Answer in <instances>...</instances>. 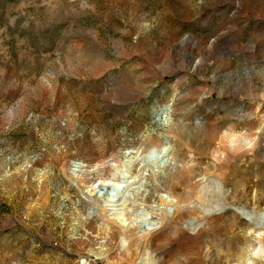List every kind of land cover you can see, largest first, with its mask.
<instances>
[{"label":"rangeland","instance_id":"374dc122","mask_svg":"<svg viewBox=\"0 0 264 264\" xmlns=\"http://www.w3.org/2000/svg\"><path fill=\"white\" fill-rule=\"evenodd\" d=\"M82 261L264 264V0H0V264Z\"/></svg>","mask_w":264,"mask_h":264},{"label":"bare ground","instance_id":"6f19581e","mask_svg":"<svg viewBox=\"0 0 264 264\" xmlns=\"http://www.w3.org/2000/svg\"><path fill=\"white\" fill-rule=\"evenodd\" d=\"M166 152H167V149H164L160 153V155L156 156V158L161 157V155L163 156L164 154H166ZM164 156H166V155H164ZM130 184L131 183H129V182L127 184H125V182H121V183H105V184H101L100 183V186L99 185L98 186L100 187V191L103 192V195H104V193H109L110 191L115 192L116 196L114 195L115 196L114 198H116V199H113L112 202L113 201L116 202V201H119L121 199L126 198L127 197L126 194H128V196H130L129 195V194H131L130 186H129ZM108 197H109V195H108Z\"/></svg>","mask_w":264,"mask_h":264},{"label":"built area","instance_id":"2783aa9c","mask_svg":"<svg viewBox=\"0 0 264 264\" xmlns=\"http://www.w3.org/2000/svg\"><path fill=\"white\" fill-rule=\"evenodd\" d=\"M80 264H84V261H82Z\"/></svg>","mask_w":264,"mask_h":264}]
</instances>
